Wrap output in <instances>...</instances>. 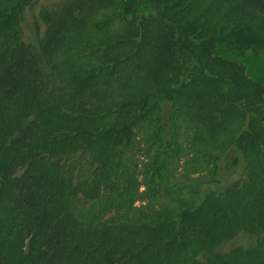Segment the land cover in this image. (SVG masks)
<instances>
[{
  "label": "trees",
  "instance_id": "trees-1",
  "mask_svg": "<svg viewBox=\"0 0 264 264\" xmlns=\"http://www.w3.org/2000/svg\"><path fill=\"white\" fill-rule=\"evenodd\" d=\"M33 1L0 0V264H264V86L214 54L264 51V0H64L27 42ZM228 151L243 178L219 183ZM239 232L254 242L216 250Z\"/></svg>",
  "mask_w": 264,
  "mask_h": 264
},
{
  "label": "rangeland",
  "instance_id": "rangeland-1",
  "mask_svg": "<svg viewBox=\"0 0 264 264\" xmlns=\"http://www.w3.org/2000/svg\"><path fill=\"white\" fill-rule=\"evenodd\" d=\"M64 0H34L33 3L24 11L21 21L22 37L27 42H34L37 37H40L44 31V25L40 19V11L44 8H54L55 6L62 3ZM214 54L223 58L233 59L241 62L246 70V74L249 78L254 81L261 83L264 86V51L254 49H241L235 43L225 44L218 43L214 47ZM161 107V120L165 121L167 116L171 112L170 104L167 101H159ZM144 137L140 128L135 130L134 133V145L124 153L125 165L130 170L131 174L139 182V190L143 189L142 186V169L145 165L148 154L144 148ZM225 160V163L221 162L219 165L222 166L220 173L218 174L219 183H226L228 181H239L243 178V168L238 156L234 151H228L227 153L220 156ZM65 166L72 175L77 177L88 176L94 169V165L91 163L89 157L85 153H76L68 157L65 161ZM180 165L177 167V172H181ZM204 176V174H202ZM187 185L188 191L195 190L193 185L184 182ZM198 183V187H200ZM192 198L195 195H190ZM102 203V200L99 201ZM144 199L138 198L135 201V205L140 206L145 204ZM156 204L155 201L150 202ZM98 204H95V207ZM89 208V209H88ZM75 213L80 216H86L90 211L91 207L89 204H85L83 200H79L74 206ZM112 213H107L111 215ZM254 242V237L239 232L229 240H226L216 247L218 251H227L233 247H246Z\"/></svg>",
  "mask_w": 264,
  "mask_h": 264
}]
</instances>
